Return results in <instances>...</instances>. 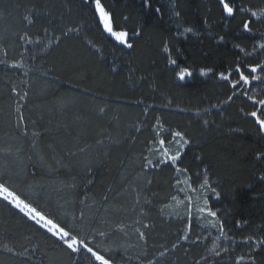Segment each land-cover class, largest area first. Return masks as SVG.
<instances>
[{
  "label": "trees",
  "instance_id": "1",
  "mask_svg": "<svg viewBox=\"0 0 264 264\" xmlns=\"http://www.w3.org/2000/svg\"><path fill=\"white\" fill-rule=\"evenodd\" d=\"M237 2L252 10L264 7V0ZM107 3L121 23L124 16L129 17L125 25L129 30L142 26L135 51L115 45L81 0H0V37L7 38L0 51L6 50L16 62L23 59L24 67L32 69L17 75L0 68V182L19 194L30 192L58 213L57 204L65 206L64 212L74 215L76 221L80 222L81 213L85 222L97 216L108 218L104 225L88 221L84 231H105L126 247L132 244L125 254L130 264H148L149 260L195 264L204 256L213 264H232L207 252L215 242L228 248L230 255H240L247 251L245 237L264 236V182L256 179L264 164L254 158L264 140L256 133V125L240 114L244 101L224 103L231 90L217 74L240 60L255 63L240 48L251 52L264 40V30L252 24V33L244 32L241 22L253 21L250 14L240 12L225 19L217 0H150L149 8L142 0ZM25 17L33 19L34 25ZM73 25L83 26L85 39H65L59 47L51 48L25 45L18 39L27 32L33 40L46 42L54 34L61 35L55 29ZM188 28L192 31L187 32ZM165 46L170 51L166 52ZM21 53L23 57L18 56ZM169 56L180 67L191 68L193 76L177 79ZM113 66H118V73L111 71ZM132 68L135 72L130 75ZM201 68L213 71L202 76ZM254 85L260 87L258 82ZM13 86L21 94L28 91L26 99L19 102L24 105L21 111L27 134L17 128L19 104ZM157 119L163 131L154 128ZM177 130L192 141L178 162L188 169L192 186L199 185L205 169L210 183L219 185L221 198L216 200L209 191L208 199L230 240L220 236L217 241V229L207 230L201 220L191 217V237L207 239L195 245L181 240L180 247L171 250L188 219L186 214L171 216L162 204L172 190L174 170L169 165L145 168L143 157L154 159L148 152L153 141L160 137L166 141L170 132ZM139 175L142 181L136 185L135 176ZM133 188L137 193L142 189L139 204L130 191ZM136 219L141 220L135 227L145 231L146 242L131 227L126 228V236L119 231L118 226H131ZM238 221L246 223L237 227ZM143 223L151 227L146 230ZM3 242L17 249L35 244L40 251L27 260L0 248V264H48L43 257L51 252L50 238L0 200ZM164 249L169 251L159 257ZM257 259L264 264V254ZM114 260L115 264H128L120 253ZM52 264L71 261L57 253Z\"/></svg>",
  "mask_w": 264,
  "mask_h": 264
},
{
  "label": "snow or ice",
  "instance_id": "2",
  "mask_svg": "<svg viewBox=\"0 0 264 264\" xmlns=\"http://www.w3.org/2000/svg\"><path fill=\"white\" fill-rule=\"evenodd\" d=\"M218 5L224 15L225 19L234 18L238 13L245 12L249 13L251 17L255 18L256 21H264V7H260L257 10H252L251 8H243L237 2V0H217ZM81 3L88 6L92 13V18L96 22L97 26L102 30L103 33L111 39L115 45L120 46L122 49L135 51L136 40L142 37V26H137L129 30L125 25L129 21L128 16L123 17V23L117 20L115 11L110 8L107 0H81ZM142 4L145 8L151 7L150 0H142ZM157 12L160 10L157 8ZM32 15H35L33 12ZM179 15V13H176ZM25 21L29 25H34V20L29 17H25ZM242 29L244 32L252 33L253 21L250 19L242 20ZM48 30L45 29V32ZM55 31L61 32V35H53L46 42L41 40H33V38L25 32L19 35L18 39L24 41L25 45H37L45 48H51L53 46L59 47L65 39H85L84 28L82 25H73L70 27L58 28ZM187 32H191L192 29H186ZM135 38V39H134ZM223 40V37H220ZM7 42V38L0 37V47ZM86 43L95 48V45L91 40H87ZM237 47H240L237 45ZM166 52L170 51L167 46L164 49ZM242 52L245 53L246 57L255 58L257 54L264 56V43H259L253 46L251 52L246 51L244 48H240ZM28 49L25 48V52ZM97 51H99L97 49ZM7 54L5 50V55ZM24 53H21L23 57ZM169 64L175 66L177 79L183 81L186 78L193 76V70L189 67H180L176 59L169 56ZM5 61L0 60V64H4ZM11 68L20 69L24 67L23 59L18 63H12L9 65ZM112 72L118 73V66H113ZM213 69L209 68L207 70L201 68L200 74L202 76L208 75ZM135 69L129 70V74H134ZM221 81L226 82L227 86L231 90V95L227 97L224 103H232L235 99H241L244 101L240 108V114L245 118L249 119L256 125V133L259 135L261 140H264V60H257L255 63H248L246 60L238 61L234 67L220 71L217 74ZM254 82H258L260 87H255ZM25 87H30L27 81L22 82ZM12 92L18 97L17 103L24 101L28 96V91H24L22 94L18 90V87L13 86ZM24 105L19 104L16 108L17 113V128H23L25 134H27L26 126L24 125V115L21 108ZM213 107H216L214 105ZM245 108L250 110L245 111ZM101 111H104L102 108ZM207 111V110H205ZM205 125L209 122L207 120L203 121ZM154 128H158L163 131V124L159 119L155 121ZM236 131V130H234ZM160 132H157L159 136ZM36 135V133H33ZM170 144H174V149L165 146V140L160 138L159 140L153 141V146L148 148L149 153H155V160L149 158L148 156L143 157V167L148 169H157L162 165L172 166L176 172L175 178V188L177 195H172L171 201L175 202L177 207L183 206L188 219L185 221V228L180 232L175 243L172 244L171 250H176L180 247V241L188 242L191 240L193 245L197 244L201 239H207V237L195 236L191 237L192 231V210L195 209L196 213L205 214L207 217L211 218L209 224L212 228L217 229L220 233L216 237L218 241L220 236L224 239L230 240L224 232V223L220 220L218 212L212 210L210 202L208 199V192L215 197L216 200L221 198V192L218 190L219 185L213 186L209 179L207 178L208 169H205V175L197 187L192 186L191 176L188 175V169L179 166L178 162L181 160L185 150L191 145L192 141L188 138L184 131H171ZM102 143V141H100ZM80 151H84L83 148ZM254 158L256 161L264 164V147L259 148L254 152ZM184 175L185 179L181 180L180 176ZM256 179L260 182H264V171H261ZM92 181L89 180V183ZM186 185L187 187L181 186ZM179 193L184 194V199H181ZM189 193H199L203 197V206H200L198 200L194 198L193 195ZM107 196L104 200L107 201ZM0 200L4 201L11 208L17 210L22 214L23 218L28 221L38 229L43 230V232L50 238L51 243L48 247L51 248L50 253H45L43 259L48 261V264H52V258L56 256L57 253H62L70 258L71 264H115L113 252L119 251L124 245H114L106 244L105 247L101 248L98 243V239L101 241L108 240L109 234L105 231H83L82 225L84 223L83 213H81L80 225L77 226L72 218V222L61 223L54 214L46 213L40 207H38L33 202L24 198L19 194L14 187L10 186L8 183L0 182ZM137 204L139 200L137 199ZM171 205H166L169 207ZM135 210V209H133ZM141 215H146V213H141ZM179 218V214L176 213ZM204 219V216L200 217ZM244 222H237V227H243ZM141 220L136 219L131 226H118L119 231L123 232L126 236L128 233L126 228L131 227L135 234L140 240H147L145 231H142L140 227H135V225H140ZM207 226V225H205ZM219 226V227H218ZM142 227L144 229H149L151 226L148 223H143ZM243 243L247 246V251L236 256H232L229 253L228 248H221L218 244H215L211 248V254L214 258H227L231 260L232 264H261L258 261L257 256L264 254V236L249 235L243 239ZM0 248L4 251L10 253L18 258H23L31 260L33 256L40 251L38 245H21L19 249L15 247H10L8 243H0ZM169 249H164L159 252V257H164ZM234 251V249H233ZM145 250V255H146ZM148 264H159L157 261L149 260ZM195 264H213L208 256L202 257L200 260L195 261Z\"/></svg>",
  "mask_w": 264,
  "mask_h": 264
},
{
  "label": "rangeland",
  "instance_id": "3",
  "mask_svg": "<svg viewBox=\"0 0 264 264\" xmlns=\"http://www.w3.org/2000/svg\"><path fill=\"white\" fill-rule=\"evenodd\" d=\"M254 10H257V9H254ZM253 18V17H252ZM253 24L256 26V28L258 27V28H262L263 30H264V21H256L255 20V18H253ZM259 43H264V40L262 41H259L258 42V44ZM258 44H256V45H258ZM1 48V47H0ZM12 50V49H11ZM3 51H5V50H3ZM18 56H21L20 54H18ZM259 57V58H258ZM255 61H257V59H259V60H264V56H260L259 54H257L256 56H255V58H253ZM0 60H3V61H5V63L4 64H0V68H3V69H6L7 71H11V72H14L15 74H17V75H23V74H26L27 72L28 73H30V72H32V69L30 68V67H28V69L26 68V67H23V68H20V69H16V68H11V67H9V65H11L12 63H18V62H16L13 58L11 59V56L7 53L6 55H5V53H3L2 51H0ZM117 107H122V106H120V105H116ZM161 138V137H160ZM160 138H158L157 140H159ZM167 140L165 141V146L166 147H168V148H172V149H174V144H170L169 143V140L171 139V136L170 135H168L167 136V138H166ZM150 144V143H149ZM153 146V145H152ZM152 156V155H151ZM153 157H154V159L153 160H155V158H156V154L155 153H153ZM165 166V165H164ZM163 165L160 167V168H163L164 167ZM160 168H157V169H160ZM171 168L174 170V168L171 166ZM137 169V168H136ZM176 172H175V170H174V172H173V174H172V177H173V187H172V190H171V192H170V194H169V197L166 199V200H164V202L162 203V204H166V205H171V206H169V207H166L167 208V212H168V214H170L171 216H176V213H178L179 214V217H181V216H183V215H185L186 213H185V209L183 208V206H180V207H177L176 205H175V202H172L171 201V197H172V195H177L178 193L176 192V188H175V186H174V184H175V178H176ZM135 177H137V179H135V182H136V185H140L139 183H141V181H142V176L141 175H139V176H135ZM180 179L181 180H183V179H185V177H184V175H181L180 176ZM181 186H184V187H187L186 185H181ZM138 187V186H137ZM136 187V188H137ZM135 188V187H134ZM132 189V190H130V191H132V195L133 194H135L136 196H133V197H135L134 199H135V204H137V199L139 200V202H140V198H141V188H139V193H137V191L138 190H136V189ZM18 192V191H17ZM21 195H22V197H24V198H26V199H28L29 201H31V202H33L34 204H36L38 207H40L42 210H44L46 213H52V214H54L55 215V217L61 222V223H66V222H72V218L74 217V215H68L67 213H65L64 212V208H65V206H62L61 207V205L60 204H57V206H59V208H60V210H61V212L60 213H58V212H56V211H54L52 208V206L50 205H47V204H45V203H43L41 200H38L37 198H34V197H32L31 196V193L30 192H28V191H23V193H20ZM189 194H191V195H193L194 196V198L196 199V200H198V202H199V204H200V206H203V197H202V194H199V193H196V194H194V193H189ZM179 196H180V198L181 199H184V194L183 193H179ZM127 197V196H126ZM128 198H130V197H128ZM130 199H132V198H130ZM163 208V207H162ZM161 208V209H162ZM15 210V209H14ZM17 211V210H16ZM169 215V216H170ZM201 216H204V219H201L200 217ZM101 217V216H100ZM100 217H93V218H89L88 219V221L89 222H93V223H101L102 225H104L106 222H107V220H108V218H104V217H101V219H100ZM192 217H195V218H197V219H199V220H201L202 222H203V224H204V227H205V229H207V230H211V229H213L211 226H210V224H209V220L211 219V218H209V217H207L205 214H199V213H196V211H195V209L193 208V210H192ZM75 218V217H74ZM87 221V222H88ZM87 222H85L84 221V223H83V225H82V228H83V231H84V226H86L87 225ZM74 223L77 225V226H79L80 225V222L79 221H74ZM205 225H207V226H205ZM110 236H108V240H106V241H101V240H99L98 239V243L100 244V247L101 248H103V247H105V245L106 244H114V245H123V244H121V243H118V242H116V240L114 239V238H109ZM131 246V247H130ZM135 246V245H134ZM129 247L132 249L133 248V245L132 244H130L128 247H126L125 245H124V247L123 248H121L119 251H117V252H113L112 253V255L115 257V255L116 254H119L120 253V255H122L123 256V258H124V260L126 261L127 260V258H128V256L127 255H125L127 252H130L129 251ZM136 247V246H135ZM207 254H211V251L209 250L208 252H207ZM126 263H128V264H130V262H128V261H126Z\"/></svg>",
  "mask_w": 264,
  "mask_h": 264
}]
</instances>
